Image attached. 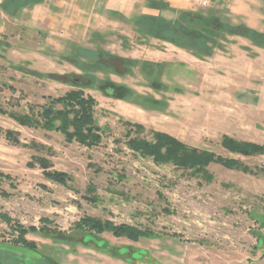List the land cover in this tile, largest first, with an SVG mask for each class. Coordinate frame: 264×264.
I'll list each match as a JSON object with an SVG mask.
<instances>
[{
	"label": "rangeland",
	"instance_id": "obj_1",
	"mask_svg": "<svg viewBox=\"0 0 264 264\" xmlns=\"http://www.w3.org/2000/svg\"><path fill=\"white\" fill-rule=\"evenodd\" d=\"M219 1L217 9L204 6V1L198 7L215 9L230 24H246L264 32V1ZM120 31L129 35L130 57L145 59L153 57L155 50L161 52L159 61L167 63L161 80L168 91L151 89L139 68L125 77L81 69L75 64L88 60L79 52L68 55L64 43L57 39L52 43L43 30L22 29L0 12V108L21 114L31 107L40 111L48 105V97L78 90L69 78L64 83L34 76L33 71L111 78L138 94L165 97L169 102L165 112L146 110L86 89L98 102L95 120L103 136L101 144L93 148L67 142L57 131L21 126L0 113V128L17 132L26 145L46 147L37 151L15 146L0 136V173L11 177L0 183V214L27 228L41 227L42 219L47 218L52 228L64 233H70L74 223L85 216L151 229L158 237L138 242L109 233L101 236L111 246L145 251L146 256L134 264H264V174H245L212 164L209 171L214 181L206 183L173 165H157L125 145V122H131L145 127L141 137L151 139L150 131H161L190 147L240 159L252 168L264 167L263 156L242 157L222 146L225 135L264 145V48L230 37L224 52L201 61L159 42L140 47L132 28L112 29L114 33L98 46L113 53L123 51L124 44L117 37ZM83 42L98 48L89 43L87 32ZM67 57H75V64ZM34 156L48 158L50 170L67 173L70 182L54 183L39 166L30 168ZM90 186L96 191L90 192ZM15 237L0 216V241ZM27 238L52 257L53 264H130L106 251L73 247L36 234Z\"/></svg>",
	"mask_w": 264,
	"mask_h": 264
},
{
	"label": "trees",
	"instance_id": "obj_2",
	"mask_svg": "<svg viewBox=\"0 0 264 264\" xmlns=\"http://www.w3.org/2000/svg\"><path fill=\"white\" fill-rule=\"evenodd\" d=\"M45 0H5L0 8L6 14L14 15L17 11L31 4L41 3ZM160 9L168 10L167 4L159 5ZM174 19H167L161 15H144L135 24L141 39H158L185 50L200 60L213 57L217 51L224 52L226 43L230 37H240L248 40L253 46L264 48V32L249 28L244 24L232 25L224 21L215 11H176ZM88 63L75 64V57H67L81 69L113 73L119 77L133 76L134 69L139 68L142 75L148 81V86L156 92L168 91L169 86L161 80L167 63L141 61L123 58L110 54L103 50L79 51ZM34 76L41 78L57 79L68 83L64 78H69L73 86L78 90L67 92L65 95L52 98L48 97V105L36 111L31 107L27 113L7 111L0 108V113L8 115L21 126L35 129L57 131L64 135L67 142H78L88 148L101 144L103 136L101 128L95 120L97 100L85 93L86 89H95L104 96L129 102L146 110L165 112L169 107L168 100L163 97L157 99L152 95H141L125 84L113 81L111 78L99 79L95 75H83L81 77H67L66 75L41 74L32 72ZM60 105L62 108L58 109ZM128 130L125 135V145L135 154L152 159L157 165H173L178 169L199 176L206 183L214 181V175L209 171L212 164L220 165L228 170H235L245 174H264V167H250L240 159L224 158L207 150L190 147L178 138L161 131H150L151 139L141 137L146 129L141 124L125 122ZM15 146H23L37 151L46 147L37 143L24 144L17 132L0 128V136ZM222 146L233 154L242 157L263 156L264 145L237 140L228 135L223 136ZM30 168L39 166L43 175L50 181L61 185H67L71 177L64 172L52 171V162L44 156H34L28 163ZM11 177L0 173L2 180ZM90 192H95L94 186L89 187ZM91 198V197H90ZM89 200L95 201L96 198ZM14 234L13 240L0 241V264H53V258L45 255L38 244L29 240V234L40 235L43 238L62 241L71 246H83L97 251H106L111 257L124 262L134 264L141 261L146 252L133 250L130 247L111 246L101 236L109 233L115 238H125L132 242H138L143 238L154 239L158 237L151 229L141 230L136 226L127 224L117 225L110 220H101L91 216H85L74 223L70 233H64L52 228V221L42 219L41 227H25L8 217L0 214Z\"/></svg>",
	"mask_w": 264,
	"mask_h": 264
},
{
	"label": "crops",
	"instance_id": "obj_3",
	"mask_svg": "<svg viewBox=\"0 0 264 264\" xmlns=\"http://www.w3.org/2000/svg\"><path fill=\"white\" fill-rule=\"evenodd\" d=\"M4 1L5 0H0V5ZM203 1L207 2L210 8L217 9V7H219V0H45L41 3L24 6L14 15L6 14L1 8L0 12L3 18L11 19L14 25L20 26L22 29L43 30L45 31L47 39L51 42L57 39L59 43H64L68 55L71 52L74 53L73 55H76L81 50H103L123 58L160 63L158 58L161 52L159 50H155L151 53V55H154L153 57L145 59L130 57V55L127 54V51H129L127 49L129 35L122 31H120L117 37L122 40V44H124L123 47L125 49H122L123 51L113 53L105 48H100L98 43L101 44V42H105L110 34L116 32H112V29L120 28L124 30L126 28H132L138 35L137 43L140 47L147 45L149 42H159L163 45L175 47L172 44L154 38L148 40L141 39L135 26L136 22L144 15H161L167 19H174L176 13L173 10L199 11L201 9L198 6ZM163 4H167L169 9H160L159 5ZM208 10L217 13L215 9ZM165 13H170L172 16L168 17ZM248 27L252 28L250 26ZM86 32L87 37H89V43L98 48L92 49L85 45L83 39ZM192 56L195 57L194 55Z\"/></svg>",
	"mask_w": 264,
	"mask_h": 264
},
{
	"label": "built area",
	"instance_id": "obj_4",
	"mask_svg": "<svg viewBox=\"0 0 264 264\" xmlns=\"http://www.w3.org/2000/svg\"><path fill=\"white\" fill-rule=\"evenodd\" d=\"M202 4H203L204 6H206L207 2L204 1Z\"/></svg>",
	"mask_w": 264,
	"mask_h": 264
}]
</instances>
